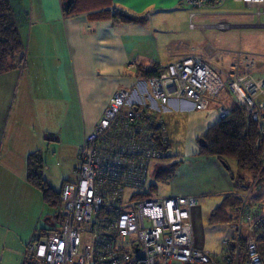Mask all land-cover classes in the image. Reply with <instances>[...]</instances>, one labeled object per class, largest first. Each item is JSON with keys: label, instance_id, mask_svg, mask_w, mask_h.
<instances>
[{"label": "built area", "instance_id": "obj_1", "mask_svg": "<svg viewBox=\"0 0 264 264\" xmlns=\"http://www.w3.org/2000/svg\"><path fill=\"white\" fill-rule=\"evenodd\" d=\"M210 1L181 0L191 9L189 29L206 30L194 18ZM236 1L252 8L258 22L264 15V0ZM227 26L214 25L218 30ZM204 51L211 57L220 49L207 42ZM235 54L244 61L227 71L192 54L143 83L138 81V87L117 89L83 139L75 179L61 187V224L36 233L21 264H264V212L250 202L264 170V72L254 76L255 59L240 50ZM133 91L142 98L133 100ZM221 91L256 124L261 171L251 182L239 183L234 194L241 203L231 237L221 241L218 251H208L194 246L190 214L197 204L194 196L142 194L153 165L170 155L163 112L172 101L185 102L194 111H205L216 102L219 117L224 118L229 107L220 104ZM238 249L244 250L239 259Z\"/></svg>", "mask_w": 264, "mask_h": 264}, {"label": "crops", "instance_id": "obj_2", "mask_svg": "<svg viewBox=\"0 0 264 264\" xmlns=\"http://www.w3.org/2000/svg\"><path fill=\"white\" fill-rule=\"evenodd\" d=\"M62 1L18 0L28 11L19 28L25 64L0 74V158L5 154L7 131L9 140L14 142V136L23 129V117L17 113L10 116L15 120L11 126L1 121L11 101L13 108L17 94L21 100L18 111L25 115L24 120L33 116L47 133L38 147L47 142L55 154L71 153L75 168L84 137L93 131L114 92L139 86V65L150 67L155 63L163 68L189 54L205 57V44H213L207 40V33L227 32L223 36L226 41L215 39L217 45H227L230 39L253 35L258 27H264V15L258 22L253 9L240 1L211 0L194 18L207 26L204 32L189 29L191 9L182 5L181 0H96V19H90L87 13L65 16ZM115 11H122L124 16L113 15ZM103 14L106 16L102 17ZM220 22L226 23L227 28L216 29L214 25ZM218 118L215 107L194 111L179 101H172L162 115L170 153L167 159L173 156L174 162L169 163H177L175 176L182 173L188 178L190 172H198L202 162L210 167L203 189L182 190L177 196L210 193L222 200L223 196L239 191L216 158L198 154L196 138ZM25 128L31 129V122ZM32 138L31 135V145ZM37 149H20L15 154L8 149L6 160L13 162L15 155L24 160V155ZM75 177L74 173L72 180ZM66 181L60 182L58 191ZM30 235L26 236H30L29 241L35 233Z\"/></svg>", "mask_w": 264, "mask_h": 264}, {"label": "rangeland", "instance_id": "obj_3", "mask_svg": "<svg viewBox=\"0 0 264 264\" xmlns=\"http://www.w3.org/2000/svg\"><path fill=\"white\" fill-rule=\"evenodd\" d=\"M231 1L237 2L236 0ZM11 3L14 6L15 3ZM194 21L196 22V19ZM23 23L24 22L22 21L19 27H21ZM262 23H264V16L262 17ZM258 28L259 29L253 31V35H244L235 40L230 39L226 43L227 45H217L218 42L215 41V39L220 40L219 42L226 41L225 38L223 39V36L227 32L213 31L211 34L207 33V40L216 44L214 46L220 49V51L211 57H209L204 51V58L212 67L227 71L231 69L232 66H236L237 61H244L243 58H238L235 54V51L240 50L249 54L256 60L254 76L263 73L264 27ZM162 52H164V49ZM239 69L240 72L244 71V68H242L241 65H239ZM143 78L144 79L138 74V81H145L150 77ZM125 89L130 90V88ZM27 92L28 91L26 90V93ZM16 97L17 99L13 108H11V101L1 115V121L4 124L11 126L15 120L10 116L17 113L19 116L23 117L21 119L23 129L15 135L16 138L14 136V142L9 140V131H7V135L5 136V154L0 158V264H21L25 255L26 245L31 236L30 234H33V232L39 233L43 228L56 229L61 224L57 218V206H49L44 203L40 192L26 180V159L31 152L28 150L29 153L24 155V160L17 159L15 155V159L12 162L6 160V151L10 149L13 150L15 154L16 152H19L20 149L38 148L37 150L40 152L44 164L43 177L48 185L56 191L59 190L60 182H63L64 180L71 181L74 177L73 167L75 165H72V154L69 152L63 153V155L62 153L55 154L54 151L49 149L47 142L38 147L40 139H45V136L48 137L44 126L41 123H37L33 116L24 120L25 115L20 114L18 111L19 108L17 107L21 100L18 94ZM131 97L133 100H139L142 98V94H139L138 97H136L133 91ZM218 100L220 104H223L226 107L232 102L230 96H226L224 91L220 92ZM217 105L216 102H213V104H211V106L205 111L215 107L219 117V107L217 108ZM219 119L221 118L219 117L217 121ZM29 122H31L32 128L28 130L25 127ZM179 134L181 133L179 132ZM31 135L33 136L32 145L29 144ZM37 138L38 142H36ZM51 145L52 144H50V147L52 148ZM173 160L172 156L171 159H164L158 164H168L169 162H174ZM226 164L229 169H226L224 167L225 165L222 166L228 171V176L230 178L232 177L236 182V190H240L238 185L240 181H251V177L253 176L245 171H239L233 160L227 159ZM155 166L156 165L152 167V170H154ZM207 172H210V167L206 162H202L200 167H198V172H190L188 178L186 175L182 176V173L175 176L177 172H175L168 180H158L151 176L145 190L147 191L150 189L151 195L164 197L177 196L182 190L186 192L200 190L206 185V183H204V177ZM258 173L260 172L258 171ZM241 177L244 179H240ZM260 178L261 181L257 183L256 187L250 194V202L251 204L259 206L261 212H264V170L261 173ZM215 180L217 181V178ZM193 195L197 199V204L192 207L190 213L195 248L217 251L221 247V241L230 238L232 234V229L229 223L211 222L209 220V216L213 209L219 205L221 199H218L216 195L210 193L202 194L200 196ZM28 235L30 236L26 237ZM243 253V249H238V259L242 258Z\"/></svg>", "mask_w": 264, "mask_h": 264}, {"label": "trees", "instance_id": "obj_4", "mask_svg": "<svg viewBox=\"0 0 264 264\" xmlns=\"http://www.w3.org/2000/svg\"><path fill=\"white\" fill-rule=\"evenodd\" d=\"M11 2L15 3L14 6ZM102 2L105 3L104 0ZM80 13H87L90 19H96V0H74L69 10L63 11L65 16H74ZM27 14L28 11L19 5L18 0H0V74L23 67L25 64V46L19 34V25L26 20ZM116 14L120 17L124 16L122 11L113 12V15ZM104 16L106 14H103L102 17ZM127 19L133 20L132 18ZM160 69L161 67L154 63L150 67L139 65L137 72L148 78L156 76ZM228 107L227 116L210 125L203 135L196 138L198 154L216 158L220 164L225 165L226 169H229L226 160H233L239 171H245L253 176L251 177L252 181L258 171L260 172L261 166L259 161L261 152L255 148L258 138L257 126L248 113L237 104L231 102ZM43 166V160L38 150L28 154L26 180L40 192L44 203L49 206H57V218L59 219L60 191H56L48 185L43 177ZM176 167L177 163L157 164L151 176L158 180H168L176 172ZM142 195L150 196V189ZM240 203L241 199L236 194L225 195L219 205L213 209L209 220L232 225L236 220ZM47 230L43 228L39 233H44Z\"/></svg>", "mask_w": 264, "mask_h": 264}, {"label": "water", "instance_id": "obj_5", "mask_svg": "<svg viewBox=\"0 0 264 264\" xmlns=\"http://www.w3.org/2000/svg\"><path fill=\"white\" fill-rule=\"evenodd\" d=\"M73 3H74V0H63L62 1L63 11H68Z\"/></svg>", "mask_w": 264, "mask_h": 264}, {"label": "clouds", "instance_id": "obj_6", "mask_svg": "<svg viewBox=\"0 0 264 264\" xmlns=\"http://www.w3.org/2000/svg\"><path fill=\"white\" fill-rule=\"evenodd\" d=\"M246 54H247V53H246ZM255 61H256V60H255ZM156 164H157V163H156ZM156 164H155V165H156ZM36 233H37V232H36ZM36 233H35V234H36Z\"/></svg>", "mask_w": 264, "mask_h": 264}]
</instances>
